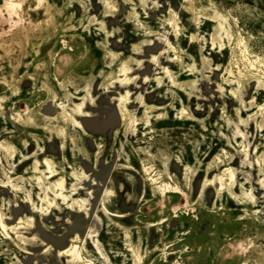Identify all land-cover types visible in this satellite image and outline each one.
Here are the masks:
<instances>
[{"label":"rangeland","instance_id":"1","mask_svg":"<svg viewBox=\"0 0 264 264\" xmlns=\"http://www.w3.org/2000/svg\"><path fill=\"white\" fill-rule=\"evenodd\" d=\"M0 264H264V0H0Z\"/></svg>","mask_w":264,"mask_h":264},{"label":"bare ground","instance_id":"2","mask_svg":"<svg viewBox=\"0 0 264 264\" xmlns=\"http://www.w3.org/2000/svg\"><path fill=\"white\" fill-rule=\"evenodd\" d=\"M167 188V187H166Z\"/></svg>","mask_w":264,"mask_h":264}]
</instances>
